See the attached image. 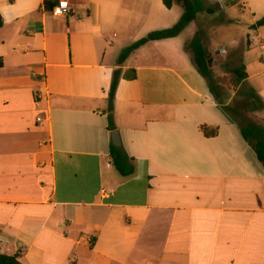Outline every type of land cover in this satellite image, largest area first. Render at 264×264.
I'll use <instances>...</instances> for the list:
<instances>
[{"label": "crops", "instance_id": "0c3cea01", "mask_svg": "<svg viewBox=\"0 0 264 264\" xmlns=\"http://www.w3.org/2000/svg\"><path fill=\"white\" fill-rule=\"evenodd\" d=\"M60 1L70 18L53 14ZM205 1L221 6L220 25L248 28L258 54L246 82L264 100V0ZM0 13V253L21 264H264V167L196 70L189 26L122 67L138 74L114 103L134 175L111 161L117 60L175 26L181 6L0 0Z\"/></svg>", "mask_w": 264, "mask_h": 264}, {"label": "trees", "instance_id": "16d2710c", "mask_svg": "<svg viewBox=\"0 0 264 264\" xmlns=\"http://www.w3.org/2000/svg\"><path fill=\"white\" fill-rule=\"evenodd\" d=\"M238 3L237 0H225V6H232ZM164 5L167 9H172L175 5H179L183 9V14L179 22L172 28L154 31L146 37L138 40L129 47L125 48L119 59L117 60V69L113 71L111 87L108 95V115L109 128L116 130L114 125V103L116 100L117 90L122 79L136 80L138 77L136 70H129L123 73L122 67L127 59L141 47L150 42L163 41L179 37L187 27L196 22L200 15L213 16L221 11L219 4L208 5L205 0H164ZM4 26V19L0 13V29ZM259 27L264 26V18L257 24ZM255 28V27H254ZM186 50L191 53L192 61L199 74L207 81L211 94L213 95L216 104L229 116V118L239 127L245 141H247L254 149L257 159L264 167V125L258 124L248 118V115L264 109V100L256 92L255 89L245 87L247 89L243 96L246 98L244 106H233L224 97L222 91L218 90L214 73L209 66V52L204 45L202 38L197 32L195 37L186 44ZM3 66L0 60V68ZM237 77L239 85L246 83L248 79L247 68L244 64L231 70ZM248 86V85H247ZM207 137L214 136L217 131L210 130L207 126L202 128ZM111 161L115 169L124 177L134 175L135 167L130 164V158L123 149L111 147ZM0 264H21L18 255H6L0 253Z\"/></svg>", "mask_w": 264, "mask_h": 264}, {"label": "rangeland", "instance_id": "374dc122", "mask_svg": "<svg viewBox=\"0 0 264 264\" xmlns=\"http://www.w3.org/2000/svg\"><path fill=\"white\" fill-rule=\"evenodd\" d=\"M218 21V18L204 15L197 23L189 25L184 36L190 35L193 38L197 30L209 52V66L214 73L218 90L222 91L224 97L229 96L227 101L233 106H244L246 98L243 94L247 90L245 87H251L252 82L239 85L231 70L245 65L249 56L258 53L252 52V35L246 33V26L220 25ZM248 118L264 125V110L251 113Z\"/></svg>", "mask_w": 264, "mask_h": 264}, {"label": "built area", "instance_id": "2783aa9c", "mask_svg": "<svg viewBox=\"0 0 264 264\" xmlns=\"http://www.w3.org/2000/svg\"><path fill=\"white\" fill-rule=\"evenodd\" d=\"M53 14L57 17L70 18L71 9L67 1H60L58 5L54 8ZM38 121H42L40 118Z\"/></svg>", "mask_w": 264, "mask_h": 264}, {"label": "water", "instance_id": "95a60500", "mask_svg": "<svg viewBox=\"0 0 264 264\" xmlns=\"http://www.w3.org/2000/svg\"><path fill=\"white\" fill-rule=\"evenodd\" d=\"M112 139H113V144H114L115 147L120 148L122 146L121 138H120V135H119L118 131H114L113 132Z\"/></svg>", "mask_w": 264, "mask_h": 264}]
</instances>
